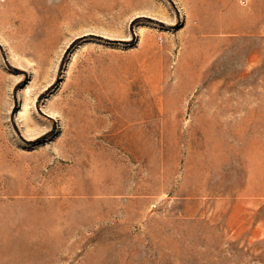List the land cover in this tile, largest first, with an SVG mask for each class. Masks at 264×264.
I'll use <instances>...</instances> for the list:
<instances>
[{"label": "rangeland", "instance_id": "1", "mask_svg": "<svg viewBox=\"0 0 264 264\" xmlns=\"http://www.w3.org/2000/svg\"><path fill=\"white\" fill-rule=\"evenodd\" d=\"M0 264H264V0H0Z\"/></svg>", "mask_w": 264, "mask_h": 264}]
</instances>
